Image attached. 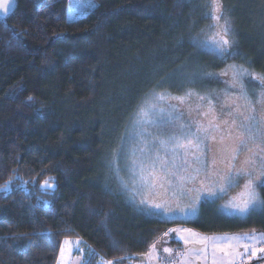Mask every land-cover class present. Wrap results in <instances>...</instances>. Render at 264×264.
Returning <instances> with one entry per match:
<instances>
[{"label":"trees","instance_id":"trees-1","mask_svg":"<svg viewBox=\"0 0 264 264\" xmlns=\"http://www.w3.org/2000/svg\"><path fill=\"white\" fill-rule=\"evenodd\" d=\"M96 1L70 19L69 0H17L0 18V264H57L66 239L91 264H129L177 226L264 230V208L231 215L211 199L169 221L119 186L157 95L211 93L227 64L264 77V0H221L223 56L202 43L212 0Z\"/></svg>","mask_w":264,"mask_h":264},{"label":"rangeland","instance_id":"rangeland-1","mask_svg":"<svg viewBox=\"0 0 264 264\" xmlns=\"http://www.w3.org/2000/svg\"><path fill=\"white\" fill-rule=\"evenodd\" d=\"M97 4L96 0H69V18L82 16L96 8ZM210 4L212 15V2ZM223 9L222 5V12ZM224 19L228 20L231 28L229 19L223 13L219 22L212 20L202 37V43L216 49L215 41L219 40L217 33H222ZM228 38L233 42L231 30ZM253 77L262 76L236 64H227L218 75L219 88L211 93L157 95L145 107L142 118L135 124L136 134L139 133L141 137L137 143L132 139L130 150L136 148L139 154L136 152L137 158H134L133 166H130V163L122 164L124 177L128 176V179L119 183L120 188L125 191L128 188V194L142 209L150 213L155 212L169 221L194 220L202 204L211 199H219V207L227 214L243 216L251 213L252 211L241 213L237 206L247 199V180L259 176L264 171V151L260 150L264 147V87ZM161 95L164 96L163 100L158 99ZM161 108L172 114L176 127L156 126L154 122L161 119ZM245 117L254 119L246 120ZM180 124L189 125L191 132H197L199 129L198 135L203 140L199 150L180 149L174 154L171 145L160 147L157 137L166 139L173 134L179 135ZM184 131L188 132L189 129L185 128ZM241 139L247 147L241 144ZM258 145L260 147H257ZM157 156L166 162V167L162 171L160 163L157 162L156 171L159 178L153 180L148 175V169ZM141 165L144 166L143 179ZM237 168L245 169L251 173V177L241 175L231 184L223 179L226 174H231ZM256 192L258 198L262 199L260 186ZM259 209L260 207H257L255 210ZM251 237H255V240L250 239ZM175 238L183 243V248L172 245L171 240ZM66 240L71 241V244L66 245L64 240L62 248L66 250L65 264H69L74 250L78 248V240ZM214 243L219 246L215 250ZM245 244L255 247V256L251 254L252 247L247 252L244 250ZM165 245L173 250L171 255H174V261H204L202 264H214L215 251V264H253L264 258V252L259 251L264 248V230L252 227L234 233L211 234L191 226H177L169 235L163 237L155 246V252L151 254L158 257V249L163 251L167 248ZM220 248L230 252V255L226 256ZM59 259L60 255L58 261Z\"/></svg>","mask_w":264,"mask_h":264},{"label":"snow or ice","instance_id":"snow-or-ice-1","mask_svg":"<svg viewBox=\"0 0 264 264\" xmlns=\"http://www.w3.org/2000/svg\"><path fill=\"white\" fill-rule=\"evenodd\" d=\"M11 5H12V0H4L3 3H0V13L6 16L8 14V11ZM212 9H213L212 18L216 20L217 22H219L223 18L222 5L220 3V0H212ZM221 27H222V33L220 32L217 33V35L219 36V40L215 41V46H216V50L218 51V54L223 56L227 54L229 48L232 46V42L228 38L230 27H229L227 19H224V24ZM253 79L259 80L260 85L264 87V77H253ZM241 87L243 86L241 85ZM262 95H264V93H262ZM28 99L31 100L32 97H29ZM158 99L163 100L164 96L161 95L158 97ZM153 108H155V105H153ZM159 113H160L161 119L157 122H154L156 123L157 127L163 128L168 125L176 127L174 120L172 118V114L170 112H165V110L161 108L159 109ZM245 119L251 120V119H254V117H245ZM178 127H179V132H180L179 135L173 134V135L168 136L166 139L157 137V139L159 140L160 147L166 148L169 145H171V149L174 154L176 153L177 150H180V149L187 150L189 148H193V149L199 150L201 143H203V140L198 135L199 129L197 130V132H191L189 125L180 124ZM185 128H188L189 131L185 132L184 131ZM249 131H250V128H249ZM241 144L247 147V145L244 144L243 139H241ZM257 147H260V146L258 145ZM260 150L264 151V147H261ZM234 151H237V150H234ZM248 151H251V149H248ZM233 159H235V157H233ZM157 162L160 163L162 171L166 167V162L161 161L159 156H157V158L151 162V166L148 169V175L152 177L153 180H156L159 178L157 176V171H156ZM143 169H144V166L141 165V179H143ZM167 174H174V173H167ZM241 175H247L251 177V173L247 172L245 169L237 168L231 174H226L225 177H223V179L227 180L231 184L235 182L238 179V177H240ZM42 186H47L49 188L52 187V185L47 180L44 181V184ZM258 186L264 187V171H262L259 174V176L252 177L247 180L245 184V187L247 189V199L244 200L241 205L237 206V210L239 212L249 213L251 211H254L257 207L264 208V199H259L257 196L256 189ZM6 188L7 186H5V190ZM155 207H160V205H155ZM229 239H238V238H229ZM250 239L255 240V237H251ZM64 243L68 245V244H71V241L65 240ZM78 243L79 241H77V244ZM218 247L219 246L217 244L215 243L213 244L214 250L217 249ZM250 247L253 248L251 254L255 256L256 249L253 245L245 244L244 250L247 252ZM219 250L221 252H224L226 256L230 255V252L225 251V249L223 248H220ZM163 251L165 253H168L169 257L171 256L173 252V250L170 248H164ZM205 251H206V247H205ZM259 251L264 252V248H260ZM65 252L66 250L62 248L58 264H65ZM154 252H155V244L150 246V253H154ZM150 253H143L140 255L148 256L149 262H151L154 259H159V257L154 256ZM92 254H93L92 252H89V256H91ZM77 259L79 260V258ZM123 259L124 258H121V261ZM215 259L216 258H215V251H214L213 253L214 264H215ZM79 264H91V262L90 260H83V261H79ZM98 264H113V262L112 261H99Z\"/></svg>","mask_w":264,"mask_h":264},{"label":"crops","instance_id":"crops-1","mask_svg":"<svg viewBox=\"0 0 264 264\" xmlns=\"http://www.w3.org/2000/svg\"><path fill=\"white\" fill-rule=\"evenodd\" d=\"M79 241V243L77 244L78 246H80L82 244V241L80 239H76ZM167 246V245H165ZM164 246V247H165ZM183 243L181 242V247L183 248ZM167 248H169V246H167ZM173 248V247H171ZM77 250L75 249L73 252V258L71 261H69V264H79V261H83L82 257L80 255H77ZM158 261H151L149 262L148 256H144V255H139L137 257H135L134 259H132L129 264H202L204 261H174V255H171L169 257L168 253H165L164 251H161L160 249H158ZM150 253V251L148 252ZM151 254V253H150ZM79 258V260L77 259ZM167 258V259H165Z\"/></svg>","mask_w":264,"mask_h":264},{"label":"water","instance_id":"water-1","mask_svg":"<svg viewBox=\"0 0 264 264\" xmlns=\"http://www.w3.org/2000/svg\"><path fill=\"white\" fill-rule=\"evenodd\" d=\"M3 2H4V0H0V3H3ZM16 2H17V0H12V5L8 11V14L5 16L2 13H0V18H7L13 12V10L16 6Z\"/></svg>","mask_w":264,"mask_h":264}]
</instances>
